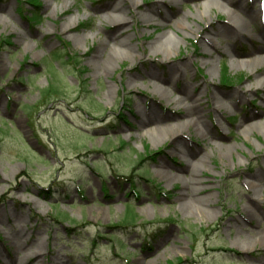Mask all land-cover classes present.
<instances>
[{"label":"rangeland","instance_id":"rangeland-1","mask_svg":"<svg viewBox=\"0 0 264 264\" xmlns=\"http://www.w3.org/2000/svg\"><path fill=\"white\" fill-rule=\"evenodd\" d=\"M245 1L250 14L261 7ZM37 2L0 0V264L16 259L21 231L39 264H264V54L246 61L264 48V16L212 43L207 34L241 18L223 0ZM116 3L126 25L108 14ZM121 27L146 53L93 63ZM182 61L195 92L184 80L168 98L153 92L147 71L167 76ZM51 85L59 93L44 98ZM195 108L199 121L183 125ZM152 109L197 152L205 187L194 200L171 179L188 175L174 135L141 126ZM129 208L136 225L118 227Z\"/></svg>","mask_w":264,"mask_h":264},{"label":"bare ground","instance_id":"bare-ground-1","mask_svg":"<svg viewBox=\"0 0 264 264\" xmlns=\"http://www.w3.org/2000/svg\"><path fill=\"white\" fill-rule=\"evenodd\" d=\"M129 1V7H135V8H139V0H127ZM227 3V5H229L230 7H234V12L236 13V10L240 12V17H232V24H229V26L226 27H217L216 29H213L211 33L213 36L210 35H206L205 39L208 40L209 42L211 41L212 43L214 42L215 37H222V39H229V40H233L240 34L243 33L245 26H247L248 24H253L255 22V19L258 17H263L264 16V0H262V2H260L261 7L259 10H255L253 13H249V11H246V1L243 0L240 3H237L235 1L232 0H223ZM261 1V0H260ZM49 8V6H48ZM6 8L2 5H0V11H6ZM126 9L124 8L123 5L121 3H116L113 7H111L110 12L108 13L109 16H114L118 18V23L120 25H126L128 18H125V13H126ZM56 9H54L55 11ZM200 17H205V13H201ZM167 16H164V20H167ZM178 24H181V21L178 22ZM72 25H66L63 27V30L65 31H71ZM209 33V32H208ZM126 31L124 29V27H121L120 29L117 30V32L115 34H113L110 38H106L104 41H101L100 48L96 51V53H94L92 56V60L93 63L96 64H101V66H106L108 67V65L115 60H122L124 54L125 55H133L134 57H139L142 56L144 53H146V48L142 49V51L140 50V48H138L137 45H133V43H131V37L130 36H126ZM210 34V33H209ZM168 39L163 40L160 39V43H159V47L160 48H164L166 51V58H169L172 54L173 48L172 46L169 44V42H167ZM109 41H112L114 46L111 47L110 44H107ZM103 46V47H102ZM105 46H107V54H104V49ZM27 47H30V45H28ZM152 49V48H151ZM150 49V50H151ZM103 52V53H102ZM148 53V52H147ZM260 53L264 54V48H260V50H258V52L256 53H252V55L250 56H255L254 59H247V62H251L253 64H256L258 61ZM103 54V55H102ZM236 55V54H235ZM234 55V56H235ZM257 56V57H256ZM241 64V63H240ZM188 62L186 61H182V63L179 64H175L172 65L171 68H169L168 70V75L165 76L163 74V72L155 69V68H150V70H148V76L151 78L149 79V85H153L154 89L153 92H155L156 94L163 96L165 98H168L169 95V85L171 84H177L180 81L184 80L183 83V87L182 90L185 94H187L188 96H191L194 92L195 89H197L198 84L192 83L190 81L187 80L188 77ZM134 77L135 76H131L129 80L134 81ZM261 82L264 83V79L260 80ZM133 87V86H137L134 83H130L129 87ZM223 96L220 93L216 92L215 98L220 99ZM197 109H186L185 112V116L188 117L189 122H185V124L183 125H189L191 123L196 124L197 121H199V116L197 115ZM179 115H184V114H179ZM197 115V118L194 119V116ZM168 117H166L167 119ZM163 121L164 118L162 119L159 115H157V113L155 112L154 109L151 110L149 117H147L146 119L142 120V127L143 126H151L152 128L150 129L151 132L153 131H167L170 132L174 135V137L176 138V145L177 148L180 149V151L183 153V157L185 156V162H186V166L185 169L187 171V177H179L178 175H174V174H170L171 175V179L172 180H177V178H179L180 180H183L182 182V186H181V191H180V195L179 197L183 200H194L197 196V194H199V192H201L203 190V187H205V181L203 179H201L200 177V167L198 165H196V162L194 163L193 161V156L196 155L197 152L193 151L191 152L190 150V142L189 140H187L185 137H183L181 134L179 133H173L174 130L172 127L170 126H162L163 125ZM150 124V125H147ZM178 126V128L176 130H182L183 128H185V126ZM188 151L191 152V154L193 155L192 157L188 156ZM15 174H17V171H14ZM262 192V190H261ZM33 193V192H32ZM34 195H36V193H34ZM24 199H26L27 197H23ZM23 239H27V235L24 234L22 231L19 232L17 234V239H14V241H16L15 243V251H16V256H15V260L14 261H3L2 264H39V260H40V254L37 251H30L31 247L29 249H26L28 244L25 240ZM239 247L244 251V250H248V247L242 243H238ZM33 244L31 243V246ZM22 252V255L18 256L17 254Z\"/></svg>","mask_w":264,"mask_h":264},{"label":"trees","instance_id":"trees-1","mask_svg":"<svg viewBox=\"0 0 264 264\" xmlns=\"http://www.w3.org/2000/svg\"><path fill=\"white\" fill-rule=\"evenodd\" d=\"M28 3L29 4L31 3L35 7L39 6L37 0H28ZM33 16H34L35 20L39 19L38 14H34ZM31 19H33V18L31 17L30 20ZM1 44L2 43H0V46H1ZM53 58L60 59L62 57H61V55L59 53H55ZM83 73L84 72H82L81 75H83ZM231 78L232 77L229 74L228 67L225 65L224 66V75H223V82H224L225 86L231 84V81H230ZM82 81H83V79H82ZM52 91H54V92H52ZM57 93H59L58 89H56V87H55V90H53V85H51V86H49V87H47L45 89V92H44L43 95H44V98L46 97L47 99H50L51 96H53V95H55ZM124 143H126V142H124ZM139 195L140 194L138 193L137 196H139ZM129 209H131V208H129ZM129 209L127 210V212L129 211ZM130 213H131V217H127L126 216L125 219L122 221V223L117 225L118 227L121 226V228H126V227H131V226H135L136 225L137 215L134 214L132 209L130 210ZM169 220H172V219H169ZM120 244H121L122 247H125L124 243H120Z\"/></svg>","mask_w":264,"mask_h":264}]
</instances>
